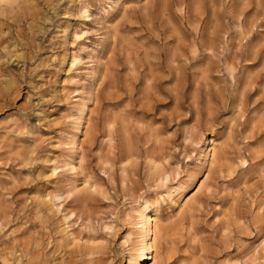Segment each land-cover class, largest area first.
Returning <instances> with one entry per match:
<instances>
[{
	"label": "rangeland",
	"instance_id": "1",
	"mask_svg": "<svg viewBox=\"0 0 264 264\" xmlns=\"http://www.w3.org/2000/svg\"><path fill=\"white\" fill-rule=\"evenodd\" d=\"M144 202L157 264H264V0H0V264H126Z\"/></svg>",
	"mask_w": 264,
	"mask_h": 264
},
{
	"label": "bare ground",
	"instance_id": "2",
	"mask_svg": "<svg viewBox=\"0 0 264 264\" xmlns=\"http://www.w3.org/2000/svg\"><path fill=\"white\" fill-rule=\"evenodd\" d=\"M209 151H210V158H211L209 162H210V165H212L213 163L218 161L217 158L219 156L214 148H211V150ZM151 171L161 183L167 180V177L169 176L168 173L161 166L156 165V164L151 165ZM194 191L192 193H188L187 195L183 196L182 203L178 207V210H176L178 211L179 214L183 211V209L187 206L190 200L194 197L196 193ZM172 204H174V202H172ZM151 206H152L151 203L144 202L143 205L137 211H135V217L138 218L139 220L137 224L140 225V228L138 230L136 229L138 231V238H137L138 240L136 244L137 248L133 251L134 252L133 255L132 254L130 255L128 253L129 255H128L126 264H140V262L144 259L146 260L148 259L150 261L148 264H157L158 262L156 241H157V235L159 232V229H158L159 220L157 219V214H155V212L151 210ZM260 245H261L262 250H259V248H257L258 250L254 252L257 255L259 254L258 251H264V238L262 239Z\"/></svg>",
	"mask_w": 264,
	"mask_h": 264
}]
</instances>
